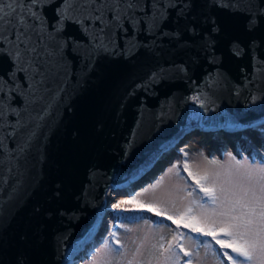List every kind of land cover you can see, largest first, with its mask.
<instances>
[{"label": "water", "instance_id": "95a60500", "mask_svg": "<svg viewBox=\"0 0 264 264\" xmlns=\"http://www.w3.org/2000/svg\"><path fill=\"white\" fill-rule=\"evenodd\" d=\"M60 3L56 0L42 9L49 29ZM229 18L235 24L232 36L246 46V17L237 14ZM65 35L86 40L71 23ZM128 36H132L131 27ZM138 39L147 41L149 37L140 34ZM120 43L123 46L124 40ZM223 51L222 68L229 75L226 82L207 62L195 67L187 64V71L179 72L169 65L183 61V55L165 52L157 58L143 49L131 63L101 57L96 71L85 80L78 57L68 52L71 65L58 75L53 72L43 99L28 109L33 120L26 135L36 133L30 152L19 163L10 161L8 155L0 156V180L7 181L0 183V264H17L21 252L29 264H80L105 238L107 229L101 230V226L110 202L130 197L154 182L193 135H218L231 146L241 135L254 140L259 124L255 129L236 131L221 125L229 118L243 123L264 119V65L255 67L264 61V47L246 50L240 57L229 55L226 47ZM11 68L9 59L0 56V75ZM161 68L166 79L154 90L127 97L130 87L142 82L151 70ZM19 79L23 85V73ZM12 103L25 111L26 101L21 96L15 95ZM24 118L27 122V116ZM74 133H78L76 139ZM21 139L18 133L6 140L4 152L16 150ZM161 145H168L166 151L134 176L149 149ZM60 181L68 185L61 205L71 211L47 221L46 238L39 249L25 244L21 236L34 225L33 208Z\"/></svg>", "mask_w": 264, "mask_h": 264}, {"label": "snow or ice", "instance_id": "6c2138e0", "mask_svg": "<svg viewBox=\"0 0 264 264\" xmlns=\"http://www.w3.org/2000/svg\"><path fill=\"white\" fill-rule=\"evenodd\" d=\"M55 3L56 0H0V56L7 57L12 64L6 75H0V156L8 155L9 160L16 163L30 152L36 139L35 132L26 135L33 120L28 109L43 99V90L53 72L58 75L71 65L68 52L78 57L85 80L96 71V62L101 57L131 63L143 49L157 58L165 52L173 56L183 55V61L169 65L179 72L187 71V64L195 67L207 62L226 82L229 75L222 68L225 47L228 54L235 57L244 55L246 50L253 52L264 47V0H148L147 3L144 0H61L56 9L57 19L49 29L42 9ZM237 14L246 17V46L232 36L235 24L229 17ZM69 23L77 25L86 40L65 35ZM168 24L171 27H166ZM129 27L132 29L131 37L128 36ZM140 34L149 39L140 41ZM121 39L124 40L123 46ZM261 65L264 61L255 67ZM20 73L24 74L23 85ZM165 79L162 68L160 71L153 69L142 82L130 87L126 95L132 98L137 91L147 94ZM15 95L26 101L24 112L13 105ZM37 118L42 122L40 113H37ZM257 124L264 136V119L243 123L229 118L221 127L236 131L255 129ZM18 133L22 139L16 150L5 153V141L14 139ZM77 137L78 133H74L73 138ZM167 147L161 145L149 149L145 161L132 174L138 175ZM127 154L125 152V156ZM242 160L231 153L230 165L224 176L216 173L211 182L208 173L193 172L185 161L176 175L183 177L185 184L190 179L192 189L187 191L186 187L177 186L175 192L187 191L189 197L199 196V199H189L182 208L176 207L179 196L163 200L165 207L146 204L134 196L112 204L113 209H120L122 203H127L134 208L125 211L154 213L156 217H163L154 221L157 226L171 228L176 225L167 246L160 237L158 245L151 244L147 248L146 258L137 260L136 256L140 253L138 246L133 259L127 260V264H193V253L182 242L185 237L195 240L197 249L201 246L206 249L205 257L199 264H205L209 253L214 264H264V168L244 165ZM248 161L264 164V158ZM211 163L215 164V161ZM8 170L10 172L11 168ZM184 173L187 176H183ZM6 182L0 180V183ZM67 189L64 181L56 183L47 193V198L33 208L34 225L29 229L31 238L29 232L21 236L25 244H34L39 249L46 238L47 221L63 217L71 211L61 205ZM140 219L149 220L151 217L141 215ZM113 228L112 237H115L120 226L114 225ZM125 231L130 232L131 229ZM116 244H119L118 240H105L92 264H114V261L115 264H122L123 245L116 247ZM196 255H199L198 251ZM20 257L17 264H29L24 258L25 252H21ZM117 257L120 259L117 260Z\"/></svg>", "mask_w": 264, "mask_h": 264}, {"label": "rangeland", "instance_id": "374dc122", "mask_svg": "<svg viewBox=\"0 0 264 264\" xmlns=\"http://www.w3.org/2000/svg\"><path fill=\"white\" fill-rule=\"evenodd\" d=\"M255 131H258V130H255ZM194 136H196L197 140L200 142H202V140H204L202 143L206 144L205 146L202 145V147L199 146L201 148H193L191 151H189L187 159L185 160L188 163L190 170H192L193 172H196V173H199V172L194 169L193 164H194L196 158L199 157L201 152H203V154L206 157H208L209 159H211L212 157H215L217 159H223L224 155L222 158H219L216 156V154H214V155L208 154L209 148H211V150H214V152H217L219 149V146L217 145L218 140H221L225 144L231 146V144H229L221 136H218V135H214V136L209 135V137L193 135L184 145H188L190 147L193 146L192 144H193V137ZM247 137L250 138L249 136H247ZM250 139L254 143H256L255 141L260 143V141H258V138L256 137V135H255V139H254L255 141L252 138H250ZM197 140H194V142ZM233 143H234V141H233ZM232 146H233V144H232ZM232 146H231V148H233ZM237 159L250 160L247 157H242V158H237ZM185 161H183L182 165L179 166V163L177 160V155H176L174 157V159L172 160V163L170 165H167L164 168L162 178L159 181V183L153 187L148 188L147 191L144 190L143 192H139L138 197H140V199L143 202H150V203H154L157 205H161L162 207H165V205L162 203L163 200L169 199V198H176L177 196H179L180 198H177V204H176L177 208H182L184 205L187 204L188 200L191 198L199 199V196L189 197L187 195V191H190L189 188L192 187V182L189 181L190 179L187 181V184H185V180L183 179V177L176 175L178 169L183 166ZM183 176H187V173H184ZM177 186H184L187 188V191L184 193L177 194L175 192V189ZM117 198H119V197H116L115 199H113L110 202L109 212H108L109 216L106 218L107 221H106V224L104 226V229H107L108 218L111 216L112 211L114 210L111 207V205L116 202ZM126 229H131V231L126 232L125 231ZM106 232H107V230H106ZM173 235L174 234L170 233V231H168L166 229L164 230V228L162 226L155 227L152 225L134 224V225H131L125 229H122L120 231V236L122 238H124L123 243L121 244V245H123L122 256L124 258L122 264H127V260L133 259V253L136 252V249L138 246L140 247V253H138L136 256L137 260H139L141 258H146L147 248L151 244H157L158 245L161 242L160 237H163L162 242L165 244V246H167L168 241L172 239ZM145 237H147L146 240L144 239ZM108 239H109V237L104 238V240L93 250V252L91 253V255L89 257L84 258L83 260L80 261V264H92L93 258L97 256V254L103 248L104 241L108 240ZM134 239H135V243H133ZM115 246L118 247V244H116ZM185 246L187 247V249H189L193 253L192 259H193L194 264H199V262L202 261L203 258L205 257L206 249L202 246L199 247V249H196L194 240H189L186 238L185 239ZM197 251L199 252L198 256L196 255ZM116 259L119 260L120 257H117ZM114 264H115V261H114ZM134 264H135V262H134ZM205 264H214V261L211 258L210 253H209V258L205 262ZM216 264H218V262H216Z\"/></svg>", "mask_w": 264, "mask_h": 264}, {"label": "trees", "instance_id": "16d2710c", "mask_svg": "<svg viewBox=\"0 0 264 264\" xmlns=\"http://www.w3.org/2000/svg\"><path fill=\"white\" fill-rule=\"evenodd\" d=\"M255 135L258 138V141H260V143L257 142L258 144L254 143L247 136H242L240 139L234 140V143L232 146L233 148H231L230 145L225 144L223 141L218 140L217 141V145L219 146L218 151L214 152V150H211V148H209L208 154H210V155L216 154L217 157L222 158L224 153L229 151L230 153H233L234 155H236L237 158L247 157L249 159L255 158L256 160H260V159L264 158V136H262L260 134L259 130L255 132ZM194 140H197L196 136L193 137V144H192L193 146L190 147L188 145H184L180 148L181 152L177 155V160H178L179 166H181L183 161H185L187 159L189 151H191L193 148H201L202 145L203 146L206 145V144H203L202 142H200L198 140L194 142ZM199 146H201V147H199ZM162 174H163V172L159 176H157V178L154 180V182L147 184L144 188L137 190L134 195H132L130 197H119V198H117L115 203H120L121 201H127V200L131 199L133 196L136 197L137 200L142 201L140 199V197H138V193L143 192L145 189H148L150 187L157 185L162 178ZM189 181H191V180H189ZM191 189H192V187L189 188L190 191H191ZM144 203L154 204V203H150V202H144ZM157 206L162 207L161 205H157ZM133 208H134L133 205H130L127 203H122L120 209H114L112 211L111 216L108 218V226H107V232H106L105 238L106 237L112 238L113 242L118 240L119 241L118 247L123 243V239H124L120 236V231L122 229H125V228H127L131 225H134V224H144V225H152V226L158 227L154 223V221L163 219V217H156L154 213H142L140 211H125V209H133ZM141 215L149 216V217H151V219H149V220L140 219ZM167 223L171 224L170 221H168ZM114 225H119L120 228L116 232V236L112 237ZM163 228H164V230L166 229V230L170 231V233L174 234L173 230L176 228V225H172L171 228H165V227H163ZM185 232H187V230H185ZM192 235L195 236V234H192ZM186 238L187 237H185L182 240V242L184 243V246H185V239ZM194 242H195V248L197 249L196 241L194 240ZM181 256H182V254H181ZM184 259H187V258H184ZM193 264H194V262H193Z\"/></svg>", "mask_w": 264, "mask_h": 264}, {"label": "clouds", "instance_id": "9594fccd", "mask_svg": "<svg viewBox=\"0 0 264 264\" xmlns=\"http://www.w3.org/2000/svg\"><path fill=\"white\" fill-rule=\"evenodd\" d=\"M230 157H231V153L226 152L224 153L223 159H217L215 157L209 159L203 154V152H201L199 157L196 158L193 167L201 174L208 173L209 182H211L216 173H220L222 177L224 176L230 165ZM212 161H215V164L211 163ZM241 163L253 168H264V164L261 163L253 164L248 160H242Z\"/></svg>", "mask_w": 264, "mask_h": 264}, {"label": "bare ground", "instance_id": "6f19581e", "mask_svg": "<svg viewBox=\"0 0 264 264\" xmlns=\"http://www.w3.org/2000/svg\"><path fill=\"white\" fill-rule=\"evenodd\" d=\"M255 132H256V131H255ZM242 136H246V135H241V137H242ZM247 136H248V135H247ZM108 209H109V208H108ZM108 212H109V211H108ZM108 216H109V214H107L105 218H107ZM106 220H107V219L104 220V222H103V224H102V226H101V230L104 229V226H105V224H106Z\"/></svg>", "mask_w": 264, "mask_h": 264}]
</instances>
